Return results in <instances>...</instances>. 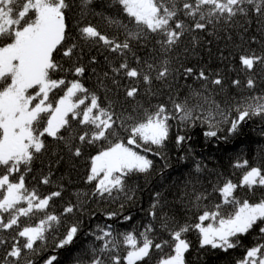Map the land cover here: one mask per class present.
<instances>
[{"label":"trees","instance_id":"16d2710c","mask_svg":"<svg viewBox=\"0 0 264 264\" xmlns=\"http://www.w3.org/2000/svg\"><path fill=\"white\" fill-rule=\"evenodd\" d=\"M68 2L70 7L66 10L65 45L75 43L77 49L71 58L63 57L59 51L54 57L65 69L83 66L86 70L82 77L65 71L54 73L53 78L66 81L78 79L90 92L100 97L102 106L112 104L116 114L114 119L120 118L124 127L117 129L119 135L110 138L111 143L117 140L126 142L129 133L125 128L141 122L145 113L154 112L159 105H165L171 113L172 100L181 101L192 91H202L214 97L228 113V121L220 122L221 117L217 116L212 121L215 126L211 127L200 113L197 114L201 118L191 122L169 120V136L163 147L144 143L137 138L141 147H130L150 159L152 167L145 173L134 171L124 176L123 190L113 189L111 194L101 195L96 191L99 179L88 180L91 159L110 144L104 140L94 143L86 140L82 143L75 137L92 129L88 125H79L69 117L72 135L69 136L68 131H63V135L69 141L72 151L63 141L45 136L46 148L36 154L31 170L26 171L22 166L20 173L10 177L16 180L23 174L26 187L29 191L34 189L41 198L57 191L61 195L53 197L46 210L34 211L29 217H21L19 228L0 230V237L8 241L0 245V264H47L52 257H55L53 264H89L91 250L101 244L95 238L102 234L101 230L110 231L112 236L109 239L120 242L106 257L120 256L121 264H126L123 256L127 247L122 243L123 235L134 234L140 239V234L149 225L152 231L147 232V235L154 243L169 241L162 250L153 248L150 259L145 262L157 264L158 260L173 254L171 229L199 223V215L206 210L214 211V206L218 204L221 205L223 215L232 211L231 206L223 204L220 193L213 189L227 179L239 182L247 169L235 167L237 163L247 160L249 168L259 167L264 170V115H253L239 123L236 131H230L231 122L237 116L234 107L246 97L264 96V65L258 64L249 72L242 68L239 59L241 55L252 53L264 55V15L256 14L251 5H245L248 10L246 15L237 14L231 19L212 18V23L206 29L199 30L192 28L194 21L179 11L177 19L184 21L185 29L184 35L169 54L170 74L161 81L155 79L156 72L152 71L153 82L148 86L143 81L126 78L123 72L114 73L112 69L125 60L131 67L140 68L144 61H148L159 69L163 54L159 51L157 40L161 37L148 33L146 39L131 42V51L125 50L124 55L113 53L102 44L84 40L80 29L91 24L110 38L123 41L124 30L109 24L107 19H116L134 30L135 25L129 23V18L120 6L114 0H93L88 11L82 15L80 0ZM183 2L176 0L178 9ZM92 58H95V62H91ZM137 58L140 63H137ZM186 68H192L193 73L186 75ZM200 71L205 72L208 80L198 79ZM216 78L222 79L221 86L211 83ZM248 78L255 81L252 89L245 86ZM234 80L241 81L238 87L232 84ZM101 81L104 87L100 86ZM130 87H138L140 90L135 99L125 96V90ZM62 94V90L58 89L50 94V99ZM209 131H216L217 135H206ZM178 136L185 139L177 143ZM76 148L81 150L78 157L74 155ZM2 172L3 169H0ZM44 178L49 179L48 184L42 183ZM197 193L206 196V199L198 202V206L195 201ZM236 195L241 200L258 202L264 199V189L249 191L240 188ZM21 206L26 207V202ZM69 206L73 207L71 213L65 211ZM152 212H155V217L151 215ZM113 213L115 215H111ZM0 215L7 218L9 214ZM48 215L57 216L58 222H49L45 226V238L37 242L34 250L25 249L19 261L10 257L5 259L17 231L26 226H37ZM165 218H168L167 228L162 226ZM208 224L216 226L214 221H204L205 226ZM73 226L78 231L72 242L60 247ZM261 227H264V223L258 222L247 234L234 238L238 243L226 251L210 245L202 247L201 234L193 227L182 236L190 244L185 253V264H239L246 258L248 250L264 244ZM18 239L21 244L24 243V238Z\"/></svg>","mask_w":264,"mask_h":264},{"label":"snow or ice","instance_id":"6c2138e0","mask_svg":"<svg viewBox=\"0 0 264 264\" xmlns=\"http://www.w3.org/2000/svg\"><path fill=\"white\" fill-rule=\"evenodd\" d=\"M92 3L93 0H80L82 15L88 11ZM114 3L120 6L122 12L129 18V23L135 25V29H129L128 25L116 19L107 18L109 24L124 30L123 41L110 38L91 24L80 29L81 37L93 44H102L113 53L124 55L125 50L131 51L132 41L146 39L148 33L157 34L161 37L157 43L160 45V53L163 54L159 69L148 61H144L140 68L131 67L126 60L112 69L114 73L123 72L126 78L137 82L143 81L148 86L153 82L152 71L156 72L155 79L161 81L170 74L168 57L184 35L185 29L184 21L177 19L179 11H183L185 16L194 21L192 28L199 30L206 29L208 24L212 23V18L231 19L237 14L246 15L248 10L245 5H251L252 11L256 14L264 15V0H191V2L184 0L179 9L176 0H114ZM69 7L68 0H0V169H3L0 173V214H9L7 218L0 215V230L19 228L21 217H29L34 211L46 210L53 197L61 195L57 191L41 198L34 189L29 191L23 174L16 180L10 177L20 173L22 166L26 171L31 170L36 154L46 148L43 139L45 136L63 141L72 151L69 141L63 135V131H68L69 136L72 135L69 117L79 125H88L92 129L75 137L82 143L86 140L88 143L104 140L110 144L107 149L101 150L91 159V174L88 180L89 182L96 180L103 174L96 189L101 195L111 194L113 189L123 190L124 176L134 171L145 173L152 167L150 159L130 147L132 145L136 148L141 147L137 138L144 143L163 147L169 136V120L191 122L199 120L200 114H203L211 127L215 126L212 121L217 116L221 117L220 122L228 121V113L220 107L214 97L205 95L202 91H192L181 101L172 100L171 113L165 105H159L154 112L145 113L141 122L125 128L129 133L126 142L117 140L116 143H111L110 138L119 135L117 129L124 127L120 118L114 119L116 114L112 110V104L102 106L100 97L90 92L78 79L66 81L63 78H53L54 73L65 71L82 77L86 70L83 66L65 69L54 57L59 51L63 57L71 58L77 49L75 43L65 45L66 10ZM239 59L242 68L249 72L258 64L264 65V55L252 53L241 55ZM91 62H95V58H92ZM137 63H140L139 58ZM184 72L191 75L193 69L186 68ZM198 79L206 81L208 77L204 71H200ZM211 83L221 86L223 81L216 78ZM240 83L239 80L232 81L237 87ZM100 86L104 87L102 81ZM245 86L252 89L255 87V81L248 78ZM58 89L62 90L63 94L50 99V94H54ZM139 91L138 87L127 88L125 96L135 99ZM233 110L237 116L231 122L230 131H236L239 123L253 115H264V96L246 97ZM131 118L130 116L129 119ZM206 135L216 136L217 132L209 131ZM184 139L185 137L178 136L177 143ZM74 155L80 156L81 150L76 148ZM235 167L247 169L239 182L234 183L227 179L213 189L220 193L223 204L231 206L232 211L223 215L221 205L218 204L214 206V211L206 210L199 215V223L184 224L171 229L173 254L158 260L157 264H185V253L189 250L190 244L182 236L193 227L201 234L202 247L210 245L226 251L238 243L234 238L247 234L258 222L264 223V199L250 202L247 199L241 200L236 195L240 188L249 191L256 188L264 189V170L259 167L249 168L247 160L237 163ZM42 183L48 184L49 179L44 178ZM203 199H206L205 194L197 193L196 206ZM25 202L27 206H21ZM65 211L71 213L73 207L69 206ZM151 215L155 217L156 214L152 212ZM167 220L168 218H165L162 225L165 228ZM208 220L214 221L216 226L212 224L205 226L204 221ZM49 222H58V217L48 215L47 219L41 220L37 226H26L17 231L12 237V244L10 250L6 252L5 259L10 257L14 261H19L25 249L34 250L37 242L45 238V226ZM77 231V227H71L60 247L71 243ZM150 231L151 225L140 234V239L134 234L123 235L122 243L127 247L123 256L126 264H145L150 259L153 248L162 250L164 245L169 243V241L154 243L147 235ZM260 231L264 233V227H261ZM101 232V235L95 237L101 244L91 250L89 264H121L120 256L106 257V254L112 252L120 242L109 239L112 236L110 231ZM18 237L24 238L23 244ZM7 243L8 241L0 237V245ZM262 250L264 244L252 247L239 264H264ZM53 260L55 257L49 259L47 264H53Z\"/></svg>","mask_w":264,"mask_h":264},{"label":"rangeland","instance_id":"374dc122","mask_svg":"<svg viewBox=\"0 0 264 264\" xmlns=\"http://www.w3.org/2000/svg\"><path fill=\"white\" fill-rule=\"evenodd\" d=\"M118 173H116V175H117ZM102 176H103V174H101V176L100 177H97L98 179H101L102 178Z\"/></svg>","mask_w":264,"mask_h":264}]
</instances>
